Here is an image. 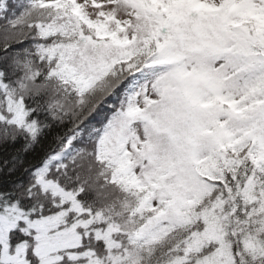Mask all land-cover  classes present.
Returning <instances> with one entry per match:
<instances>
[{
  "label": "snow or ice",
  "instance_id": "6c2138e0",
  "mask_svg": "<svg viewBox=\"0 0 264 264\" xmlns=\"http://www.w3.org/2000/svg\"><path fill=\"white\" fill-rule=\"evenodd\" d=\"M0 264H264V0H0Z\"/></svg>",
  "mask_w": 264,
  "mask_h": 264
}]
</instances>
